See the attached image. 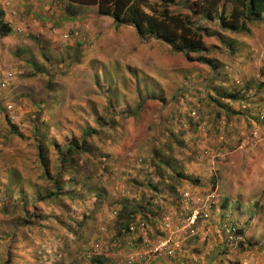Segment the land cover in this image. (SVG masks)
<instances>
[{
    "label": "rangeland",
    "instance_id": "374dc122",
    "mask_svg": "<svg viewBox=\"0 0 264 264\" xmlns=\"http://www.w3.org/2000/svg\"><path fill=\"white\" fill-rule=\"evenodd\" d=\"M182 1L167 9L184 14L196 0ZM9 2L0 3L10 28L0 36V264H166L208 248L211 232L213 264H264V25L230 32L193 15L205 50L187 59L133 25L115 27L95 5L69 17L56 0ZM143 72L168 86L159 94ZM153 91L161 103L142 108ZM176 101L185 108L169 109ZM72 143L78 151L66 152ZM129 160L139 175L128 176ZM195 208L206 217L190 222ZM141 232L172 252L151 245L136 258Z\"/></svg>",
    "mask_w": 264,
    "mask_h": 264
},
{
    "label": "trees",
    "instance_id": "16d2710c",
    "mask_svg": "<svg viewBox=\"0 0 264 264\" xmlns=\"http://www.w3.org/2000/svg\"><path fill=\"white\" fill-rule=\"evenodd\" d=\"M62 5V10L69 17L75 16L82 5H95L98 15L111 18L115 27L120 25H133L137 35L142 40L155 38L165 43L172 51L182 52L190 59L191 53H200L205 50L200 31L201 27L195 26L193 15H199V19L210 20L215 18L221 28L230 32H242L245 23L254 21L264 25V0H196L191 6H184L187 13L181 14L177 10L167 9L168 4H174L173 0H160L162 5L154 9L146 3V0H56ZM185 0L182 1V4ZM227 6L228 11H225ZM149 11V12H148ZM10 31L9 26L0 21V36ZM207 63L204 56L195 58ZM228 97L233 98V94ZM134 114L135 110H130ZM67 151H78L75 143L66 147ZM40 165L44 175L46 164L43 155L38 153ZM129 219L122 225L125 233H128Z\"/></svg>",
    "mask_w": 264,
    "mask_h": 264
},
{
    "label": "crops",
    "instance_id": "0c3cea01",
    "mask_svg": "<svg viewBox=\"0 0 264 264\" xmlns=\"http://www.w3.org/2000/svg\"><path fill=\"white\" fill-rule=\"evenodd\" d=\"M138 67H141V66H138ZM139 71H141V70H139ZM143 76H146V78L148 77V78H150V81L149 82H151V83H153V85L155 86V85H157L158 87H159V94H161V91L163 90V87H166V86H168V80H166V78L165 77H163V75H161L162 77L161 78H159L158 76H156V77H153V76H149V75H147V74H145L144 72H143ZM163 84V85H162ZM126 95L127 94H125L124 95V99H123V101H121V103L122 104H120L119 103V105L117 106V107H126V103H125V97H126ZM158 94H156V92L155 91H153V93H151V95L146 99V101L141 105L142 106V108H148V107H150V106H152V105H154L155 103H157L158 101H156V96H157ZM175 96L176 95H174V100H176L175 99ZM193 96H194V92H193V90L192 89H187V92H186V94L184 95V98H183V104H187L189 101H192L193 100ZM111 99H112V97H111ZM112 100H114V98L112 99ZM123 103H125V104H123ZM158 103H161V102H158ZM172 104L173 103H171V105H170V107H168L169 109H171V110H176L177 109V111L179 112V111H181V108H185V107H180L181 106V104L178 102V101H176V108L175 109H173L171 106H172ZM141 106H139L137 109H139L138 110V112H137V114L136 115H141ZM146 106V107H145ZM182 111H184V110H182ZM141 112V113H140ZM133 115V114H132ZM182 124V122L180 123V125ZM178 127H179V124H178ZM129 135V134H128ZM128 144L129 145H131V139H129V141H128ZM157 144V143H156ZM202 145H199V147H201ZM239 147H241L240 145H239ZM219 150H220V148H215V149H213V150H211L210 151V153H219ZM129 159V158H128ZM181 163L182 164H185V162L184 161H181ZM124 165H127V172L129 173V175L128 176H134L135 174H138L139 175V173H138V171H137V167H132V165H131V160H129L128 161V164H127V162L124 164ZM185 165H187V164H185ZM132 167V168H131ZM149 169V168H148ZM199 172L201 173V174H203V173H205L206 174V168H203V169H201V170H199ZM186 186H188V184L186 185ZM190 187H194V188H196L197 190H204V188H203V184L202 183H199V184H194V185H189ZM157 187H159V186H155V188H157ZM166 187H169L171 190L173 189V187H175L174 185H173V183H171V185L170 186H166ZM138 189H142V190H144V191H146V188L145 187H143V186H140V187H138ZM155 190V189H154ZM138 192V191H137ZM131 196H133V195H131ZM131 196H129V198L131 197ZM136 199V198H135ZM128 202H130L131 203V200L129 199V201ZM147 204V203H146ZM170 216L172 217V213H170ZM164 217H168V216H165L164 215ZM158 218V217H157ZM156 217H153V218H151V216L149 215V213L147 214V221L149 222V224H152L153 225V227L155 228V231L157 230V231H164L163 232V234L162 235H164V234H166V231L164 230V220H163V222H162V217H160V219H157ZM210 221H214V215L210 218ZM208 222H209V220H208ZM203 226H204V224H203ZM213 226V225H212ZM214 227V226H213ZM174 229V226H172L171 227V230H173ZM207 231H209L208 229H207ZM137 233H139L138 231H136ZM213 232H215V228H214V231ZM172 234L174 235V232H172ZM199 234H200V232H199ZM201 234H202V232H201ZM200 234V235H201ZM212 234V232L211 233H205V236L204 237H206L207 238V240L209 241L208 242V245H207V247L208 248H205L204 250H202V251H200V252H198V253H196V254H194L193 252L192 253H186V254H188V255H184L183 253L181 254L180 253V255H178V257L177 258H170V257H167L168 259H169V262L168 263H166V264H213L214 263V261L212 260L211 261V257H213L214 256V252H215V249L213 248V245L215 244V240H214V237H215V234H212L213 236H211L210 237V235ZM140 235H141V238H139V241H141V245H140V247L138 248V250L137 251H134V254L136 255V254H138L137 255V257L136 258H138V256H140V255H143V256H140V258H142V259H145V255H146V253L148 252V250L150 249V246L152 245H154L155 243H156V241H154V243L153 244H151L150 246H149V244L148 243H152V242H149L148 241V239L146 238V235H145V232H141L140 233ZM199 245V244H198ZM198 250H199V247H198ZM184 251V250H183ZM164 256V255H163ZM166 257V256H165ZM157 258V257H156ZM156 258H153L152 260H153V262H152V264H154V262H155V260H156ZM185 259V260H184ZM187 259H188V261H187ZM136 260V259H135ZM143 261H145V260H143Z\"/></svg>",
    "mask_w": 264,
    "mask_h": 264
},
{
    "label": "built area",
    "instance_id": "2783aa9c",
    "mask_svg": "<svg viewBox=\"0 0 264 264\" xmlns=\"http://www.w3.org/2000/svg\"><path fill=\"white\" fill-rule=\"evenodd\" d=\"M0 3H1V6L3 7V9L4 8H11L9 0H0ZM194 113H195L194 110H190V114L191 115H193ZM200 216L206 217V214L205 213L204 214L201 213L198 208L192 209L191 213H190V216H188V221L192 222L194 219H196L197 217H200ZM135 224L136 223H129L128 230L132 231L134 226H135ZM140 225H142V224H140ZM222 225L224 226V233H225L224 241H225V244L228 243V242L230 243L231 240L233 239L232 232L234 230V226L230 222L227 223V224L222 223ZM167 243H168V241L166 239H163L161 242H157L156 244H154V246L152 247V250L153 251H159V252L161 250H163L164 252L169 254V253L172 252V248ZM127 261H129V263H130L131 261H133V258L130 256V259H128ZM221 264H230V263L228 261L226 262V260H224V261L221 262ZM238 264H255V263L248 262L246 260H242Z\"/></svg>",
    "mask_w": 264,
    "mask_h": 264
}]
</instances>
